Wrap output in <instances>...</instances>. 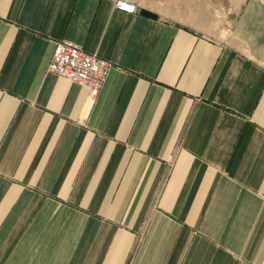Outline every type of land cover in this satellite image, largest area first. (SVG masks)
Segmentation results:
<instances>
[{"label": "crops", "instance_id": "0c3cea01", "mask_svg": "<svg viewBox=\"0 0 264 264\" xmlns=\"http://www.w3.org/2000/svg\"><path fill=\"white\" fill-rule=\"evenodd\" d=\"M132 1L0 0V264H264V0Z\"/></svg>", "mask_w": 264, "mask_h": 264}, {"label": "built area", "instance_id": "2783aa9c", "mask_svg": "<svg viewBox=\"0 0 264 264\" xmlns=\"http://www.w3.org/2000/svg\"><path fill=\"white\" fill-rule=\"evenodd\" d=\"M114 7L126 13H137L138 6L132 0H114ZM111 62L88 53L81 47L58 40L47 65V70L67 80L88 88L89 96L98 95L105 81Z\"/></svg>", "mask_w": 264, "mask_h": 264}, {"label": "rangeland", "instance_id": "374dc122", "mask_svg": "<svg viewBox=\"0 0 264 264\" xmlns=\"http://www.w3.org/2000/svg\"><path fill=\"white\" fill-rule=\"evenodd\" d=\"M138 3H141L145 6L154 7L162 6L163 8H169L173 10L179 9V0H135ZM185 1V0H184ZM209 6H213V11L217 12L219 17V29L226 28L231 21V13L238 9L242 0H208ZM190 2L196 5L200 0H189ZM211 3L213 5H211Z\"/></svg>", "mask_w": 264, "mask_h": 264}]
</instances>
